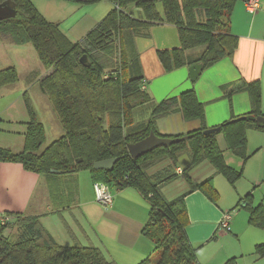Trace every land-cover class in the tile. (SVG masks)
<instances>
[{
    "label": "trees",
    "instance_id": "obj_1",
    "mask_svg": "<svg viewBox=\"0 0 264 264\" xmlns=\"http://www.w3.org/2000/svg\"><path fill=\"white\" fill-rule=\"evenodd\" d=\"M8 1L14 3L17 15L0 21V39L19 46L31 44L36 49L45 69L50 71L40 88L52 103L64 135L42 151L45 126L37 120L25 94L30 119L24 149L15 153L0 147V162L21 164L27 171L44 176L52 200L59 196L55 189L59 184L51 185L53 180L82 171H89L94 182L137 190L150 207L149 221L142 233L154 245L153 256L140 264H200L197 249L186 234L189 224L186 194L168 201L161 187L178 177V160L184 154L191 159L183 170L190 185L188 193L200 190L213 202L218 200L213 178L198 184L189 176L203 162L211 164L231 184L241 179L242 170L226 164L217 137L222 134L228 149L238 158L244 162L249 159L248 131L264 132L257 125V118L264 117L261 85L252 82L230 91V86L222 88L230 101L235 93L247 92L252 110L217 127L220 132L207 135L209 129L203 126L187 135L168 136L187 140L134 160L129 145L151 133L166 137L157 132L158 119L179 112L186 121L204 123L205 120V106L194 91H186L151 105L150 119L137 122L136 111L140 113L150 105L152 98L143 89L135 38L153 26L174 25L179 31L181 46L158 52L164 70L169 73L195 64L209 68L232 57L237 50L238 37L231 33L230 18L239 0H73L83 5L108 1L115 6L78 42H72L57 25L47 21L31 0H0V5ZM158 4L162 5L163 13ZM200 47L205 49L199 56H187V51ZM84 56L88 66L81 63ZM17 82L14 68L0 70V89ZM116 158L119 161L112 170L94 169L96 162ZM166 160L170 163L167 168L149 175L150 167ZM252 198L248 195L242 200L246 204L243 208L249 213L250 225L264 229V206H253ZM6 218L5 224L0 220V264H115L95 247L59 245L43 226L40 216L10 213ZM255 254L264 257V245L257 246ZM226 264H238V259H230Z\"/></svg>",
    "mask_w": 264,
    "mask_h": 264
},
{
    "label": "crops",
    "instance_id": "obj_2",
    "mask_svg": "<svg viewBox=\"0 0 264 264\" xmlns=\"http://www.w3.org/2000/svg\"><path fill=\"white\" fill-rule=\"evenodd\" d=\"M31 1L35 5V1ZM114 8L108 1L86 5L84 17L79 19V23L84 22L83 32L92 31ZM230 29L238 37L236 52L232 57L203 69L196 81L190 78L189 66L168 73L159 59V51L181 46L177 27L171 24L153 26L135 38L145 90L152 98V103L140 111L142 120L150 119L151 105L186 91H194L198 101L205 106L204 123L186 121L179 112L158 119L156 128L160 135H187L203 126L213 129L234 117L250 113V95L238 92L230 101L225 97L227 93L222 91L224 86H230V91L243 83L259 82L264 114V0H260V10L254 14L247 11L244 0L237 2L230 18ZM7 46L9 43L0 39V47ZM204 49L187 51V56L195 58ZM217 140L226 164L242 170L241 179L231 184L211 164L203 162L194 167L189 176L198 184L213 178L218 200L213 202L200 190L188 193L190 185L183 176V170L190 165L191 159L184 154L178 160V177L162 185V194L168 201L186 194L189 221L186 234L197 249L200 264H226L233 258L238 259V264H264V257L255 254L256 247L264 245V229L250 225L249 213L243 208L246 204L242 202L252 195L253 206H264V132L248 131L249 159L246 162L228 149L222 134ZM24 142L23 138L15 145L6 146H10L7 149L12 152L20 153ZM169 165L167 160L162 161L150 167L148 173L154 175ZM54 183L59 184L55 187L59 195L56 200H52L48 180L44 176L27 171L21 164L0 162V217H7L10 213L40 216L43 226L59 245L95 247L115 264H131V260L140 264L153 256L154 245L142 233L149 221L150 207L137 190L110 188L113 203L104 208L96 201L94 181L89 171L57 178L51 185ZM234 209L238 214L234 215L231 231L228 234L221 232L223 214Z\"/></svg>",
    "mask_w": 264,
    "mask_h": 264
},
{
    "label": "rangeland",
    "instance_id": "obj_3",
    "mask_svg": "<svg viewBox=\"0 0 264 264\" xmlns=\"http://www.w3.org/2000/svg\"><path fill=\"white\" fill-rule=\"evenodd\" d=\"M34 1L35 7L40 13H44L41 14L45 15L46 20L50 21L49 19H51L53 21L51 23L57 25L70 40H81L89 33L88 31L83 32L82 25L84 22L79 23L81 21L79 19L84 17L86 5L79 4L73 0ZM158 9L163 13L161 4H158ZM5 68H14L16 70L18 82L14 85L3 87L5 88L4 91H1L3 88L0 89V147L7 148L10 147L6 146L8 144L15 145L25 137L27 123L30 119L25 103V94H27L26 99L30 100L37 120L45 126L46 141L42 146L43 151L52 142L64 135V127L54 111L52 103L45 95H42L40 88L46 71L47 73H50V71L45 70L36 49L31 44L19 46L9 43L7 47H0V70ZM138 112L137 110V122L140 123L142 122V112ZM145 119L143 118V121L146 122ZM109 187L115 190L113 184H109ZM94 195L96 198L95 191ZM98 204L101 205L100 203ZM228 212L233 213V219L234 215L238 214L237 209ZM220 231L223 232L221 229ZM10 233L13 232L10 230ZM11 240L16 241V239ZM134 261L131 260V264H134Z\"/></svg>",
    "mask_w": 264,
    "mask_h": 264
},
{
    "label": "water",
    "instance_id": "obj_4",
    "mask_svg": "<svg viewBox=\"0 0 264 264\" xmlns=\"http://www.w3.org/2000/svg\"><path fill=\"white\" fill-rule=\"evenodd\" d=\"M16 15H17V11H16L14 3L8 1L0 5V21L9 20L11 18L16 17ZM81 63L85 66H88V59L86 56H84L81 59ZM203 69H204L203 64L192 65L189 68L191 80L196 81L200 77ZM257 125L261 128H264V117L257 118ZM218 132H220V128H213V129L207 130L206 134L209 135V134H214ZM186 140H187L186 138L172 139V138H167V137H158L154 133H151L144 140L138 143H135V144H131L129 145L128 148H129V153L131 157L134 160H137L158 148L168 147L173 144H177V143H180ZM118 161H119L118 158L99 161L94 164V169L97 171L112 170ZM51 173H56V172L52 171Z\"/></svg>",
    "mask_w": 264,
    "mask_h": 264
},
{
    "label": "built area",
    "instance_id": "obj_5",
    "mask_svg": "<svg viewBox=\"0 0 264 264\" xmlns=\"http://www.w3.org/2000/svg\"><path fill=\"white\" fill-rule=\"evenodd\" d=\"M245 7L251 14L257 13L260 10V0H245ZM143 89L145 86L143 85ZM94 191L96 199L103 207L109 208L113 203V197L108 184L103 182H95ZM2 223H6L8 220L6 217H0ZM233 221V213L227 212L223 214L220 222V229L223 232L229 233L231 231V225Z\"/></svg>",
    "mask_w": 264,
    "mask_h": 264
}]
</instances>
